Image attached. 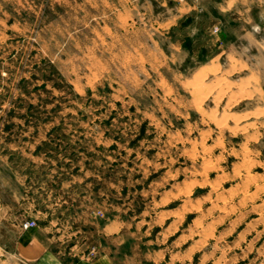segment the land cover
<instances>
[{
  "label": "rangeland",
  "instance_id": "374dc122",
  "mask_svg": "<svg viewBox=\"0 0 264 264\" xmlns=\"http://www.w3.org/2000/svg\"><path fill=\"white\" fill-rule=\"evenodd\" d=\"M263 187L264 0H0V264H264Z\"/></svg>",
  "mask_w": 264,
  "mask_h": 264
},
{
  "label": "crops",
  "instance_id": "0c3cea01",
  "mask_svg": "<svg viewBox=\"0 0 264 264\" xmlns=\"http://www.w3.org/2000/svg\"><path fill=\"white\" fill-rule=\"evenodd\" d=\"M218 5L219 7L225 8V6L221 3H219ZM188 7L192 9L200 8L198 7V5H196V3H188ZM38 188H41V186H38ZM34 209L35 208H33V210ZM115 227L116 226L113 222H106L103 226L100 227L99 232L104 239V241L101 243L103 252L101 253L100 257H98L97 260L93 262V264H114L116 262L115 245L125 246V244L127 243V238L123 236L122 240L116 243L115 239L117 237L114 232Z\"/></svg>",
  "mask_w": 264,
  "mask_h": 264
},
{
  "label": "bare ground",
  "instance_id": "6f19581e",
  "mask_svg": "<svg viewBox=\"0 0 264 264\" xmlns=\"http://www.w3.org/2000/svg\"><path fill=\"white\" fill-rule=\"evenodd\" d=\"M213 67V66H212ZM211 70V69H210ZM255 115V114H254ZM255 116H257V115H255ZM235 118V117H234ZM233 118V119H234ZM236 118H238V117H236ZM238 119H240V118H238ZM212 121V120H211ZM236 121H238V120H236ZM223 123V122H222ZM226 125V124H225ZM224 126V125H223ZM245 128V127H244ZM248 160H250V159H246L245 160V162L247 161V163H248ZM249 163H250V161H249ZM248 163V164H249ZM239 178H244L245 180H249V179H251L252 178V173L249 171V169L248 170H245V171H243V172H240L239 173ZM237 179V178H236ZM252 180V179H251ZM264 188V187H263ZM155 205V204H154Z\"/></svg>",
  "mask_w": 264,
  "mask_h": 264
},
{
  "label": "built area",
  "instance_id": "2783aa9c",
  "mask_svg": "<svg viewBox=\"0 0 264 264\" xmlns=\"http://www.w3.org/2000/svg\"><path fill=\"white\" fill-rule=\"evenodd\" d=\"M34 225H35V221L34 220H25L24 222H22V226L24 228L32 227Z\"/></svg>",
  "mask_w": 264,
  "mask_h": 264
}]
</instances>
